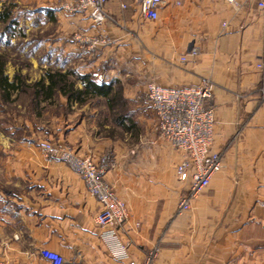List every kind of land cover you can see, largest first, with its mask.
Segmentation results:
<instances>
[{"label": "crops", "instance_id": "1", "mask_svg": "<svg viewBox=\"0 0 264 264\" xmlns=\"http://www.w3.org/2000/svg\"><path fill=\"white\" fill-rule=\"evenodd\" d=\"M107 10L118 24L98 27L88 14L49 11L58 26L48 42L53 56L81 75L98 73L101 81L118 83L124 99L151 113L137 101L149 83L194 88L210 79L212 151L222 153L226 167L179 214L189 189L176 176L182 152L157 140L159 163L145 168L126 160L125 149L102 134L96 117L60 125V140L79 156L97 164L108 159L105 179L130 213L118 231L128 256L116 257L102 238L105 230L96 222L102 207L81 178L42 156L27 174L25 194L0 197V262L51 264L41 255L49 250L63 264H144L156 250L153 264H264V101L257 67L264 61V9L256 0H164L156 21L141 16L140 0H109ZM75 34L107 43L91 49L75 42ZM192 48L198 57L188 56Z\"/></svg>", "mask_w": 264, "mask_h": 264}, {"label": "rangeland", "instance_id": "2", "mask_svg": "<svg viewBox=\"0 0 264 264\" xmlns=\"http://www.w3.org/2000/svg\"><path fill=\"white\" fill-rule=\"evenodd\" d=\"M3 2L11 7L12 12L11 23L0 24V54L7 60L5 75L10 81L21 77L29 87L15 93L9 101H5L0 94V197L9 199L25 194L30 184L27 174L43 163L42 156L47 162L55 161H50L38 146L47 142L57 149L73 148L60 140L58 126L63 128L68 123L76 124L85 116L97 118L102 134L122 145L128 162L145 168L157 166L159 156L156 155V147H161L157 140L162 138L156 132L154 115L143 107L147 101L145 94L137 97V101L143 104L141 107L137 108L123 98L124 105L118 108L136 124V130L129 132L115 122V115L104 99L91 98L87 103L78 105L69 104L65 97L58 95L52 100L41 101L37 106L31 86L40 82L48 70L71 68L64 66L62 57L56 59L57 56H53L48 47V42L58 35L57 23L51 20L48 13L62 10L65 0ZM87 105L90 109L80 112L81 107Z\"/></svg>", "mask_w": 264, "mask_h": 264}, {"label": "built area", "instance_id": "3", "mask_svg": "<svg viewBox=\"0 0 264 264\" xmlns=\"http://www.w3.org/2000/svg\"><path fill=\"white\" fill-rule=\"evenodd\" d=\"M237 1L227 0L230 4H236ZM108 2L109 0H65L63 10L71 15L88 14L98 27L106 21L118 24L107 10ZM163 2L164 0H140L141 16L146 20L156 21ZM256 2L258 7L264 9V0ZM123 8L126 6L123 5ZM73 39L77 43L88 42L91 49L98 43H107L104 39L87 40L82 34H75ZM199 54L197 48H192L188 56L198 57ZM182 61H187V57H183ZM257 67L262 72L259 91L261 100L264 101V61ZM93 76L99 80L104 79L98 73ZM214 89L215 84L206 78L202 79L200 86L194 88H164L153 82L147 86L146 103L155 117L156 132L184 156L176 166V176L179 181L189 183V189L180 200L179 214L189 211L192 201L226 167L222 153L212 151L215 120L214 109L209 103ZM39 147L50 161L62 162L81 178L88 192L102 207L96 217L98 226L105 230L102 238L116 257L127 258V246L120 241L118 231L127 223L130 213L125 201L105 179L108 159L97 164L92 158L79 156L71 147L57 149L47 142L41 143ZM41 255L51 264L64 263L63 258L55 252L43 250ZM156 257L155 250L148 255L144 264H153Z\"/></svg>", "mask_w": 264, "mask_h": 264}, {"label": "trees", "instance_id": "4", "mask_svg": "<svg viewBox=\"0 0 264 264\" xmlns=\"http://www.w3.org/2000/svg\"><path fill=\"white\" fill-rule=\"evenodd\" d=\"M11 15V7H7L3 0H0V24L11 23ZM6 64V57L0 54V94L5 101H9L15 93H20L29 86L21 77L10 81L5 75ZM78 82L84 85L83 89L77 88ZM31 89L34 92L37 106L41 101L52 100L58 95L65 97L69 104L77 103L78 105L87 103L91 98L104 99L108 108L114 113L115 122L119 126L128 132L136 130V124L130 121L125 112L118 109L119 106L124 105V99L121 95V86L116 82L107 84L92 74L81 75L73 70H48L45 77L32 85Z\"/></svg>", "mask_w": 264, "mask_h": 264}]
</instances>
